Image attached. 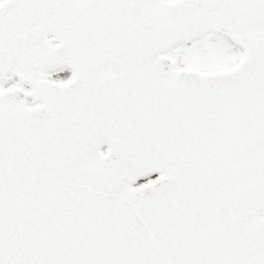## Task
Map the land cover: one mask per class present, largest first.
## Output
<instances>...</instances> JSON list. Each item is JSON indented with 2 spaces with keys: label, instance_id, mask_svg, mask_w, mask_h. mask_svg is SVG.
I'll return each instance as SVG.
<instances>
[{
  "label": "snow or ice",
  "instance_id": "snow-or-ice-1",
  "mask_svg": "<svg viewBox=\"0 0 264 264\" xmlns=\"http://www.w3.org/2000/svg\"><path fill=\"white\" fill-rule=\"evenodd\" d=\"M0 264H264V0H0Z\"/></svg>",
  "mask_w": 264,
  "mask_h": 264
}]
</instances>
